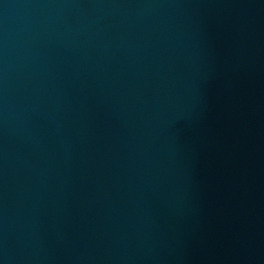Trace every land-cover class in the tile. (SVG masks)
Segmentation results:
<instances>
[{
	"label": "water",
	"instance_id": "water-1",
	"mask_svg": "<svg viewBox=\"0 0 264 264\" xmlns=\"http://www.w3.org/2000/svg\"><path fill=\"white\" fill-rule=\"evenodd\" d=\"M0 264H264V0H0Z\"/></svg>",
	"mask_w": 264,
	"mask_h": 264
}]
</instances>
